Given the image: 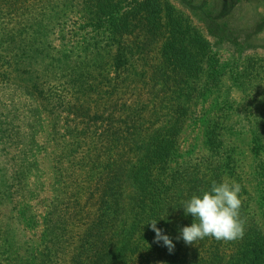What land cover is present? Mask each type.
<instances>
[{"label": "rangeland", "instance_id": "obj_1", "mask_svg": "<svg viewBox=\"0 0 264 264\" xmlns=\"http://www.w3.org/2000/svg\"><path fill=\"white\" fill-rule=\"evenodd\" d=\"M20 1L24 4L17 5L14 13L9 6H0V124L9 129L7 135L0 137V245H3L0 246V264H72L75 256L72 243L77 242L74 236L85 228L72 230L62 226L61 231L53 229L44 236V219H57L53 199L62 193L66 198L61 184L71 183L81 167L85 169L88 182L95 183L102 177L103 188L110 182L111 171L121 174L117 169L123 153L120 136L115 141L112 136L120 133L126 115H110L104 111H118L119 105L111 108L115 101L130 105L134 96L124 97L117 92L112 100L105 94L88 98L97 100L100 112L96 120L86 126L84 139L80 135V139L75 140V136L84 132L85 124L76 125L75 116L49 106L51 97L44 101L36 98L31 103L27 96L29 91L23 89L33 90L36 84L67 99L71 97L72 84L81 78V84L87 87L86 79L94 70L104 68L111 79L115 78L108 58V41L103 35L97 37L88 26L90 17L82 0ZM163 1L184 24L186 43L199 58V75L184 85L185 104L181 106L185 105L187 112L176 143L177 156L171 165L180 171L177 182L185 181L180 188L193 186L197 191L190 190L187 196L181 193V197L180 193L176 194L179 198L174 206L167 205L164 215L174 216L177 212L182 221L194 220L191 215H185L183 202L208 188L213 163L210 138L218 136L224 142L226 156L231 155L232 160L230 168L224 169L223 182L239 183L242 189L240 211L246 218L243 238L253 229L264 232V198L261 200L264 184L260 187L252 173L258 162L264 164V0ZM153 63L152 60L148 65ZM6 77L10 81L6 82ZM169 96L166 106L151 98L147 108L142 110L144 115L141 114L135 132L136 138L141 140L124 159L128 165L140 161L154 135L167 131L168 117H177L180 113L176 106L178 95ZM95 109L92 105V111ZM25 115L31 118L29 122L10 120ZM57 120L59 129L54 127ZM9 123L13 127L21 123L20 138L28 149L35 143L41 145L35 159L40 157L38 161L44 164L31 171L27 180L33 198L30 213L41 223L36 231H24L11 213L9 186L15 169L12 161L20 155L22 142L14 139ZM54 131L59 133L56 138ZM256 135L261 138V145L257 146L262 150L259 156L255 151ZM111 206L113 209L103 210L101 214L100 225L108 227L107 232L111 223L117 224L113 215L117 206ZM50 213L52 215L48 216ZM107 232L102 233L101 239ZM235 251L226 250L227 255Z\"/></svg>", "mask_w": 264, "mask_h": 264}, {"label": "trees", "instance_id": "obj_2", "mask_svg": "<svg viewBox=\"0 0 264 264\" xmlns=\"http://www.w3.org/2000/svg\"><path fill=\"white\" fill-rule=\"evenodd\" d=\"M82 1L90 17L88 26L98 35L97 37L103 35L108 41V58L110 67L116 74L115 78L111 79L104 68L94 70L89 73V79H86L87 87L81 84V78L76 80L77 84H72L71 97L67 99L60 94L40 89L36 84L33 90L24 88L23 91H29L27 96L31 103L36 98L44 101L51 97L49 106L75 116L76 125L85 124L84 132L75 136V140H79L80 135H83L84 139L86 126L89 125V121L96 120L100 112L97 100L89 101L88 98L105 94L112 100L118 92L124 97L134 96V99L130 105H120L115 101L111 108L119 105L118 111L107 109L104 111L110 115L118 114L123 117L126 115L125 123L122 124L124 127L120 133L112 136L114 141L118 136L121 137L119 142L123 153L117 163V169H120L121 174L111 171L113 175L110 182L103 188L100 183L102 177L100 179L98 177L95 183L88 182L85 178V169L81 167L71 183L61 184L66 198L62 197V193L53 199L56 203L54 214L58 215L55 221L47 220L45 217L44 236L48 231L53 229L61 231L63 227L65 229L71 227L72 230L78 227L85 228L83 232L74 236L77 242L72 243L75 253L72 264H264V232L260 229L255 231L253 229L246 238L234 242L225 243L205 238L194 245H186L182 239H178L180 230L184 223L191 226L193 221L189 223L180 220L177 212H174V216L164 215L167 205L174 206L179 193L181 197V193L187 196L190 190L197 191L193 186L180 188L185 181L179 184L177 177L180 171L178 167H171L177 156L176 143L183 131L187 112L185 105L181 106L182 103L185 104L182 99L185 93L184 85L190 78L199 75V58L186 43L187 31L184 24L173 15L174 10L163 0ZM20 3L21 6L24 4L20 0H0V6H9L13 13ZM152 60L155 63L148 65ZM137 66L139 69H136ZM5 81H10V78L6 77ZM169 95H172L171 98L178 95L176 100L179 102L176 106L180 113L177 117H168L169 121L165 128L167 131L164 134H155L140 161L128 165L124 159L136 146L137 141L141 140L136 138V125L140 122L141 114L144 115L143 111L147 108L148 101L151 98L158 99L166 106ZM92 105L97 109L92 111ZM10 120L23 124L24 121L29 122L31 118L25 115ZM58 120L54 127L59 129ZM21 123L17 124L18 127H13V124L9 123L14 139L19 138L22 142L20 155L14 157L12 161L15 169L12 174L13 182L9 186V200L12 206L11 213L23 230L36 231L41 223L36 215L30 213L33 198L30 196L27 180L31 171L40 168L44 163L38 161L40 157L35 159L41 145L35 143L28 149L20 138ZM2 125L4 126V123ZM8 130L0 124V137L7 135ZM54 135L56 138L59 133L54 131ZM55 138L52 137L51 141L53 142ZM255 142L256 155L259 156L262 151L257 147L261 145L260 136L256 135ZM223 144L218 136L210 138L212 148L210 160L213 163L206 190L210 189L213 181L223 182L224 169H229L232 163L231 155L226 156ZM35 145L37 147H34ZM79 147L78 144L76 148ZM100 156L101 153L97 159H100ZM231 171L233 172V169H230ZM252 173L261 187L264 184V164L258 162ZM231 176L233 177L232 174ZM204 180L205 178L200 181ZM263 195L262 193L261 200L264 198ZM111 205L117 206L113 213L117 224L111 223L109 225L111 228L107 232L108 227L100 225L101 214L103 210L113 209ZM50 215L52 214L48 216ZM153 219L157 220L156 227L161 230L162 235H167L172 240L174 248L171 251L163 241L155 242L156 233L148 224ZM104 232H107L106 236L101 239ZM226 250L235 252L227 255Z\"/></svg>", "mask_w": 264, "mask_h": 264}, {"label": "clouds", "instance_id": "obj_3", "mask_svg": "<svg viewBox=\"0 0 264 264\" xmlns=\"http://www.w3.org/2000/svg\"><path fill=\"white\" fill-rule=\"evenodd\" d=\"M241 190V185L236 182L213 181L210 189L184 201L185 215H191L194 220L191 226H185L180 230L178 239H182L186 245H194L205 238L225 243L243 239L246 218L241 216L240 211ZM148 224L156 233L155 242L163 241L171 251L174 248L172 240L167 235H162L161 230L156 227L157 220L153 219Z\"/></svg>", "mask_w": 264, "mask_h": 264}]
</instances>
